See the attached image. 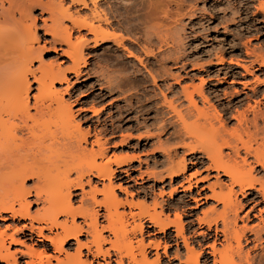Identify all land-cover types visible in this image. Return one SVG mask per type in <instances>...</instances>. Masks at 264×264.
Segmentation results:
<instances>
[{"label": "bare ground", "instance_id": "1", "mask_svg": "<svg viewBox=\"0 0 264 264\" xmlns=\"http://www.w3.org/2000/svg\"><path fill=\"white\" fill-rule=\"evenodd\" d=\"M111 1L0 0V222H25L20 227H0V264H264V113L249 105L252 98L264 100V90L254 89L240 99L238 93L221 89L228 78L241 76L225 69L226 62L249 75L255 66L264 70V51L245 47L244 58L229 62L221 53L214 55L206 65L222 68L215 73L224 72V78L211 91L204 90V79L180 87L177 100L159 91L160 105L171 118L166 121L169 125L163 121L153 133L146 126L142 134L127 133L130 129L114 125L113 116L108 122L100 121L99 103L92 98L76 110L96 118L95 124L82 129L70 96L67 100L65 96L73 79L87 75L85 51L111 43L140 67L123 76L101 67V85L109 92L121 90L135 73L144 83L167 82L168 91V80L179 84L177 71L186 65L194 70L204 67L173 48L174 30L184 18L194 17L195 9L187 6V0ZM245 6L246 2L243 11ZM35 8L41 9L40 26L32 15ZM257 11L264 21V4ZM42 39L46 40L42 43ZM48 55L58 59L47 63ZM150 60L159 64L158 69ZM167 62L180 69L165 67ZM207 79L211 80L209 75ZM259 86L264 88V80ZM141 92L145 94V89ZM122 96L119 101L124 106L116 119L141 102L132 93ZM180 100L185 105L178 104ZM167 127L179 136L174 146L167 144L169 139L162 142ZM115 139L130 152L144 150L152 141L157 148L151 152L163 155L161 169L142 171L148 164L137 153L107 155L108 144L117 147ZM178 149L183 152L180 157ZM133 163L138 164V180L161 186L142 193L141 205L134 203L128 188L113 182H125L118 179L120 174L130 179ZM53 171L57 175L51 177ZM54 178L58 184L61 181V188L49 196L44 187ZM30 181L33 186L28 188ZM165 184L169 199L174 200L176 193L183 195L174 202L164 200ZM74 191L80 192L77 206L72 203ZM116 192L131 199L121 200ZM32 193L34 201L28 199ZM148 199L152 215L134 223L137 216L131 209L142 206L143 211ZM209 201L214 205L201 210V216L185 210H199ZM98 208L103 210L101 215Z\"/></svg>", "mask_w": 264, "mask_h": 264}, {"label": "rangeland", "instance_id": "2", "mask_svg": "<svg viewBox=\"0 0 264 264\" xmlns=\"http://www.w3.org/2000/svg\"><path fill=\"white\" fill-rule=\"evenodd\" d=\"M45 1L47 0H43V2ZM114 1L115 0H112L111 2L113 3ZM134 1L136 0H116L115 2H119L120 4H128ZM142 1H145V0H142ZM245 2H246V6H245L246 11L245 10L243 11L242 6L244 5ZM186 4L187 6L189 5L193 7V9H195L194 17L192 16L189 19L184 18L182 20L181 25L178 26L176 30H174L171 36L173 37L174 41H176L175 42L176 45H174L173 48L177 49V52L179 53V55H182L186 59H189V61L193 63L199 62V64L203 63L204 67L202 68L197 67V69L195 68L196 70H194L189 65L188 66L186 65L184 69H180L178 68L179 65L177 67L173 64V62H167L166 63L167 66L165 67L171 70L176 67L177 69H180L179 71H177V74L179 73V76H180L178 80L179 81L178 85L173 84L171 80H168V82H171L170 90L167 91L165 89L164 84H166L167 82L164 83L163 80L161 79L157 80L155 85H153L151 81H147L144 83L142 78H140L139 74L135 73L132 76L131 80L128 81V83H126L124 86L122 85L123 87L122 86L120 87L121 90L119 91L114 90L112 92H109V90H107L103 84L101 85V83L103 82V79L99 77V72H98L101 67L105 69L108 68V70L110 71H114L115 76L118 74L119 75L121 74V76H123V75H127V73L128 74L134 73L135 70H138L140 67L137 65L136 62H133L126 58L125 51L115 49V47H113L111 43L105 44L99 47L94 52H87V51L84 52V54L86 55V60H87V68H86L87 75L78 81H75L73 79V81H71L72 84L70 86L69 95L65 96L66 100L70 96V99H71L70 101L73 103L72 104L73 111L78 110L81 104L85 101V99H89V101L91 98L97 99V102L99 104L96 106V109L98 108V111H99L98 118L100 119V121L105 122L106 120V122H108L109 118L113 116L115 118V120L114 118L112 119V122L114 123V125L115 126L119 125V127H122V128L124 127V129H130V131L127 133H130L133 135H136V134L138 135L139 133L142 134V132L144 133V130H145L143 129V126L149 127V130L153 133L156 131V128L163 123V121L166 123V125H169L167 124L166 121H169V119L171 118V115L167 112V110L162 105H160L162 103L161 101L162 98L159 95V91H162L163 94L166 95L168 99L169 98L171 99L172 97L175 96V98H173L172 100H177L179 98L178 93L180 91V87L185 86V85H191V84L197 85L199 84L198 80L200 79H204L205 82H207L206 86H204V90L206 89L205 91H208L210 89L211 91L213 87L218 85L217 80L224 78L223 76L224 72L218 73V76H216L217 74L215 73L216 70L222 69V68L211 67V66L209 67L208 65H206L209 60L214 58L213 57L214 55H218L221 53V55H223L225 60L229 62L230 60L232 61L234 59L244 58L245 47H247L246 49H250V50L254 48L256 49L260 48L262 51H264V23H263L264 21L261 20L262 16L257 11V9H259V7L264 4V0H187ZM39 9L35 8L33 9L34 11H32V15L38 18V22H37L38 26L42 24L41 19H40L41 9L40 10ZM76 9L78 10L79 8L76 7ZM84 13H87V12L86 11L80 12L81 15H83ZM42 18L47 19V14L46 15L43 14ZM47 23H49V21ZM75 35L76 36L74 37L78 36V34H75ZM38 36L40 37L42 36V31L39 32ZM45 40L46 39H42L40 40V42L45 41ZM57 59H58L57 57L52 56V55L50 56L48 55L44 57V61L47 63L50 61H55ZM154 62H155L154 60H150V64H152L153 67L158 69L157 65L159 64H156ZM224 65H225L224 66L225 69L226 68L233 69V71L235 72L239 71L238 73L241 74V76L238 78H228L226 85L222 87L219 86L221 87V89H224L227 93H230V94L232 93V95L238 93V97L240 99H243L245 94L249 95L251 91L254 89H258L260 91L264 90L263 86H259V82L264 80V70L263 69L257 70L258 68L257 66L253 67L252 69L250 68L249 70L251 71H250V74L248 75V74L243 73V71H241L240 69L232 68V65H229V63L227 62ZM208 67L211 69L210 73L209 72L207 73ZM207 75H209L211 79L210 81L209 79H207ZM256 79L258 80L257 83L255 81ZM230 81H233L234 83H231ZM240 82L245 83V87H242L239 84ZM144 89H145V94L141 92ZM131 93L132 95L134 94L135 96H138L141 102H138L137 105L133 106V110L128 111L127 113L123 114L121 119L120 118L116 119L117 117L116 115L118 111L119 110L121 111L122 110L121 108L124 106L123 102L119 101L120 98L123 97L122 96L123 94L127 96L128 94H131ZM174 93L175 95H173ZM32 94H35V91H33ZM83 95L85 96L83 97ZM224 100H222L223 103H225ZM251 100L255 101L254 102L255 104ZM251 100L249 101V105H251L252 107L254 105L257 106L256 102L260 101V104H258L259 109L258 107H255V106H254V109L256 110L257 108V110L263 111L264 113V100H261V97H258L256 99L252 98ZM178 104L185 105V103L182 100H180V102L178 101ZM215 105L217 106L216 103ZM216 110L219 111L220 107L217 106ZM77 112L78 111H76L75 113V119H77V121L78 120L80 121L79 123L82 129H85L86 126L91 125V123L95 124L96 118L91 113L84 114V113H80V112L77 113ZM250 112L252 111L250 110ZM250 112L248 114L249 117H251L252 115ZM127 117L129 119L128 121L130 122L128 124H124L125 121L127 120ZM135 118L137 120H134ZM144 118L147 120L149 118L150 120L149 121L146 120L144 124L143 123L145 120ZM170 123H172L171 120H170ZM233 123L231 124L232 127H233ZM107 125L109 124L107 123ZM167 128H168L167 133L164 136H162V140H163L162 142L169 139L167 144L170 146V144L173 145L176 142H178L179 136L178 135H176V137L173 136V130L170 127H167ZM174 130H177V128L176 129L174 128ZM114 143H116L117 147L113 146L115 144H112V143H111L112 145L108 144L107 155L109 156L112 154L123 155L125 153H128L131 155L132 153L134 154L137 153L138 155H141L142 160H144V162L146 161V163L148 164L147 167L145 165L142 166V171H144L145 168L156 169L158 167L161 169L160 163L163 162V157H162L163 155L160 154V152H157V153L151 152L153 149L157 148V145L153 144L152 141L149 142L148 146L144 150L143 148H141L142 149L141 151L138 150L139 152L138 151L130 152L129 150L119 147L117 144L118 139L117 140L115 139ZM143 144L145 143L143 142ZM167 144H166V147L168 146ZM176 153H177L176 156L180 157L183 152L181 149H178ZM152 162H154L153 165H156V166H153ZM131 166L134 169V172H132V174L130 175V179H125L124 175L120 174L118 179L122 178L123 179L122 181H125V182L118 183L119 180L117 179L114 180L113 182H114V185L122 184L123 187L128 188V191H130V193L133 194L132 200L134 201V203H136V205L137 204L141 205L143 201L141 200L143 199L142 193H149L152 186L156 185V189L158 190L160 189L161 186L154 183L152 180H147V179H144L143 181L138 180L137 179L138 178L137 177L138 176V172H137L138 164L133 163ZM51 173H52V175H50L51 177H54L55 175H57L56 173H54V171ZM56 179L57 178H54V182L52 181V183H49L48 184L49 186L47 188L44 187V190H46V193L49 196L55 195L60 190L59 188H61V185H60L61 181H59V184H58L56 183L57 181ZM223 179L224 178H222V180ZM31 183H32L31 181L28 182L26 186L28 188H31L33 186ZM92 184H96V186L98 185V188H100V185L97 182V180H92ZM165 186L166 188L164 191L165 192L167 191L165 193L167 196H164V200L174 202V200L176 201L177 198L183 195L182 193H176L173 196L174 200H171L168 198V192L170 188H168L166 184L163 187ZM85 190H88L87 186H85ZM73 194L75 196L73 197L72 203L75 206H77L78 205V195L80 194V192L74 191ZM194 194H195V191H194ZM206 194H209V193H206ZM116 195L121 200L125 198H127L128 200L131 199L130 197H126L124 194H121L119 192H116ZM97 198L99 200L101 199V196L97 195ZM238 198L239 200H241L240 196ZM28 199L30 201H34L33 193ZM144 204L147 205V208L146 206L143 205V211H141L142 206H140L141 208L139 207L137 208L136 206V208L134 207V209L133 208L131 209L132 214H135L137 216L133 219V222L135 221L134 223L138 222V219L140 220L142 218H147L149 215H152L153 211L151 208L152 207L151 200L148 199V201ZM213 205H214L213 202L209 201L207 205L202 206L199 210L192 211V212L191 210L187 208L185 210H187L188 213L190 212L189 215L199 216L201 210H205L207 209V207H211ZM193 206L194 205L192 204V207ZM188 207H191V204ZM220 207L221 206L219 205L217 206L218 211L221 210ZM36 209L37 208L34 206L31 208L30 211L33 213L34 210ZM97 210L100 213V215L103 213V210L101 208H98ZM126 211L128 210L126 209ZM138 214H141L142 216L139 218ZM189 215H186V217ZM194 218L195 216L192 218H183V220L185 221L186 219L187 221V220H191ZM80 221L81 220H78L77 222H80ZM126 221L128 225L132 226L133 222L130 216L126 217ZM23 223L25 222L19 223L16 221L14 224L11 221L5 224H2L0 222V227L1 229H3V227L6 225L11 226V227L13 225H17L18 227H20ZM99 223L102 225H105L104 219L99 218ZM195 227L197 228V226H194V228ZM128 229H130V227ZM80 241L82 242L85 241V238L81 237ZM70 244H73V242H70ZM21 263L23 264L22 261Z\"/></svg>", "mask_w": 264, "mask_h": 264}]
</instances>
